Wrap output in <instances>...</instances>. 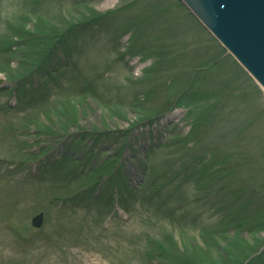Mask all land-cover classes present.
Wrapping results in <instances>:
<instances>
[{"label":"rangeland","instance_id":"rangeland-1","mask_svg":"<svg viewBox=\"0 0 264 264\" xmlns=\"http://www.w3.org/2000/svg\"><path fill=\"white\" fill-rule=\"evenodd\" d=\"M263 106L179 0H0V264H264Z\"/></svg>","mask_w":264,"mask_h":264},{"label":"water","instance_id":"water-1","mask_svg":"<svg viewBox=\"0 0 264 264\" xmlns=\"http://www.w3.org/2000/svg\"><path fill=\"white\" fill-rule=\"evenodd\" d=\"M182 1L264 88V0Z\"/></svg>","mask_w":264,"mask_h":264},{"label":"trees","instance_id":"trees-1","mask_svg":"<svg viewBox=\"0 0 264 264\" xmlns=\"http://www.w3.org/2000/svg\"><path fill=\"white\" fill-rule=\"evenodd\" d=\"M229 244H228L227 248L224 247L223 249H222V247L217 246L218 248H217L216 256L211 257L213 262H216L218 260L217 262H219V263L224 261L225 263H223V264H250L253 261L251 259H248L250 257V255L246 254L244 251H240V250H243V248H241V247L239 248L240 250H239L238 254L237 253H235V254L227 253L226 249L228 250V248L232 247V245H237V244H233V243H231L230 245ZM230 252H232V251H230ZM240 254H241V256H240ZM254 259H256V257H254Z\"/></svg>","mask_w":264,"mask_h":264},{"label":"bare ground","instance_id":"bare-ground-1","mask_svg":"<svg viewBox=\"0 0 264 264\" xmlns=\"http://www.w3.org/2000/svg\"><path fill=\"white\" fill-rule=\"evenodd\" d=\"M264 89V88H263Z\"/></svg>","mask_w":264,"mask_h":264}]
</instances>
